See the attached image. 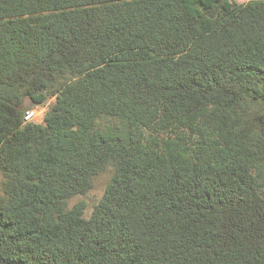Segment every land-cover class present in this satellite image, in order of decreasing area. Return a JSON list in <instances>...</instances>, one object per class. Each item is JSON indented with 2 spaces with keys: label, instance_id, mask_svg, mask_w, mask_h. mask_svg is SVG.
<instances>
[{
  "label": "trees",
  "instance_id": "16d2710c",
  "mask_svg": "<svg viewBox=\"0 0 264 264\" xmlns=\"http://www.w3.org/2000/svg\"><path fill=\"white\" fill-rule=\"evenodd\" d=\"M0 173V264H264V0H0Z\"/></svg>",
  "mask_w": 264,
  "mask_h": 264
},
{
  "label": "rangeland",
  "instance_id": "374dc122",
  "mask_svg": "<svg viewBox=\"0 0 264 264\" xmlns=\"http://www.w3.org/2000/svg\"><path fill=\"white\" fill-rule=\"evenodd\" d=\"M238 3H246L250 0H235ZM54 102V98H49L47 101L41 106H30L28 100H24V106L26 107L25 116L28 113H33V118L30 122L41 124L43 122V118L45 114L48 112L49 108ZM111 178V172L106 171L105 173L99 175L94 180V185L92 190L86 194L85 196H77L72 198L68 203V208L73 206L78 202H83L85 204V217L88 218L95 205L98 204L100 199L102 198L103 192L105 187L107 186L108 182ZM3 178L0 173V192H1V182Z\"/></svg>",
  "mask_w": 264,
  "mask_h": 264
},
{
  "label": "built area",
  "instance_id": "2783aa9c",
  "mask_svg": "<svg viewBox=\"0 0 264 264\" xmlns=\"http://www.w3.org/2000/svg\"><path fill=\"white\" fill-rule=\"evenodd\" d=\"M33 118V113H28L25 117L24 120L25 122H30Z\"/></svg>",
  "mask_w": 264,
  "mask_h": 264
}]
</instances>
